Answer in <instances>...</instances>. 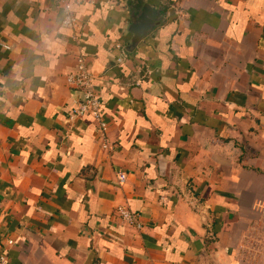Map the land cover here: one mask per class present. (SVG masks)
Wrapping results in <instances>:
<instances>
[{"label":"crops","instance_id":"obj_1","mask_svg":"<svg viewBox=\"0 0 264 264\" xmlns=\"http://www.w3.org/2000/svg\"><path fill=\"white\" fill-rule=\"evenodd\" d=\"M145 6L154 25L131 48ZM71 12L75 29L57 0H0V257L264 264V0ZM81 55L105 142L74 116Z\"/></svg>","mask_w":264,"mask_h":264},{"label":"built area","instance_id":"obj_2","mask_svg":"<svg viewBox=\"0 0 264 264\" xmlns=\"http://www.w3.org/2000/svg\"><path fill=\"white\" fill-rule=\"evenodd\" d=\"M57 2L64 8L65 11V19L63 25L66 28L75 29L77 20L74 18V15L71 12V4L91 3L92 0H57ZM2 47L8 48L3 44ZM77 63L79 72L75 76H70L68 82L71 86H74L82 91L84 98L82 101L78 102L77 109L74 112V116H91L95 122L98 139L105 142L107 123L103 118L102 103L93 85V75L89 74L86 70L84 56L81 55L78 58ZM123 214L127 216L126 213ZM9 244L11 245L13 244V242L10 241ZM0 261L1 264H7L8 262L5 256H1Z\"/></svg>","mask_w":264,"mask_h":264},{"label":"water","instance_id":"obj_3","mask_svg":"<svg viewBox=\"0 0 264 264\" xmlns=\"http://www.w3.org/2000/svg\"><path fill=\"white\" fill-rule=\"evenodd\" d=\"M155 18L152 16L151 9L145 6L138 18L130 27V33L133 35L130 41V47L134 48L143 38L147 36L154 25Z\"/></svg>","mask_w":264,"mask_h":264}]
</instances>
